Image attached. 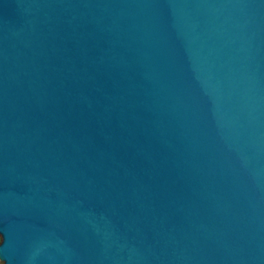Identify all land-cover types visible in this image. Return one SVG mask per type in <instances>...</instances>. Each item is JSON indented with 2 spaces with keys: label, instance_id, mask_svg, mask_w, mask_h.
Masks as SVG:
<instances>
[{
  "label": "water",
  "instance_id": "1",
  "mask_svg": "<svg viewBox=\"0 0 264 264\" xmlns=\"http://www.w3.org/2000/svg\"><path fill=\"white\" fill-rule=\"evenodd\" d=\"M2 264H264V0H0Z\"/></svg>",
  "mask_w": 264,
  "mask_h": 264
},
{
  "label": "rangeland",
  "instance_id": "2",
  "mask_svg": "<svg viewBox=\"0 0 264 264\" xmlns=\"http://www.w3.org/2000/svg\"><path fill=\"white\" fill-rule=\"evenodd\" d=\"M0 264H2V261L0 260Z\"/></svg>",
  "mask_w": 264,
  "mask_h": 264
}]
</instances>
